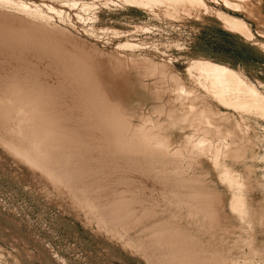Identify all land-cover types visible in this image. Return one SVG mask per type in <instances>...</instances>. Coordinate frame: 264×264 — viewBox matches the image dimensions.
<instances>
[{
	"label": "bare ground",
	"instance_id": "1",
	"mask_svg": "<svg viewBox=\"0 0 264 264\" xmlns=\"http://www.w3.org/2000/svg\"><path fill=\"white\" fill-rule=\"evenodd\" d=\"M92 1L94 6L97 0ZM108 1L137 8L154 20L170 23L167 27L190 24L225 30L264 59V39L258 40L251 23L236 16L246 14L263 33L264 0H222L223 6L236 15L215 9L207 0ZM3 7L19 8L24 15L6 12ZM36 9L40 6L33 7L24 0H0V16L14 24L0 26V56L8 55L13 63V69L0 67V144L29 167L41 170L60 192L81 194L74 195L73 201L84 205L109 233L120 236L132 252H143L146 247L129 238L132 233L138 234L147 220L134 207L143 203L137 201L132 188H115L97 165L83 166L79 150H103L102 158H124L129 164L137 160L147 168L152 165L158 169L159 175L175 172L178 162L206 161L224 188L232 192L231 213L226 212L225 199L219 192L199 190L197 179L182 183L193 189L183 187L186 197L179 203L187 202L192 207L178 206V216L187 214L198 235L209 233L213 240L200 245L198 235L193 240L185 235L171 238L169 229H162L159 253L162 264H231L232 256L239 252L232 246L233 235L241 236L244 226L255 221L264 224V216L257 215L258 208L249 205L247 198L254 187V167L241 168L242 159L249 153L253 161L264 159L259 134L251 137L248 133L253 123L264 128V80L255 72L258 68L264 73V64L260 68L256 64L234 66L206 51L189 48L179 38L162 43L146 41L148 36L137 39V34L150 30L148 23L136 22L135 18L121 24L126 30L115 26L99 29L101 38H127L118 43L116 48L120 50L115 53L100 52L67 34L62 36L64 45L61 41L53 43L56 27L50 22L42 24L43 16ZM20 23L31 25L40 35L16 29ZM136 45L140 50L142 45L153 49L165 63L157 65L144 56L121 53L122 48ZM174 51L179 52L176 59ZM46 64L47 74L53 70L57 79L65 82L70 77L71 81L62 88L53 89L54 84L50 88L39 75V67ZM170 65L178 67L181 75ZM167 127L183 133L178 149ZM171 150L176 152L171 154ZM172 156L175 159L171 163ZM257 183L264 184V166ZM106 193L108 196H104ZM261 228L264 231V226ZM247 234L251 241L254 231L247 230ZM253 240L248 254L264 256V248L255 243L252 246ZM0 252H4L1 246ZM32 258L26 253L17 256L13 264H32ZM58 258L61 264L64 259ZM0 264L9 263L0 259Z\"/></svg>",
	"mask_w": 264,
	"mask_h": 264
},
{
	"label": "rangeland",
	"instance_id": "2",
	"mask_svg": "<svg viewBox=\"0 0 264 264\" xmlns=\"http://www.w3.org/2000/svg\"><path fill=\"white\" fill-rule=\"evenodd\" d=\"M24 1L33 7L35 5L40 6V9H36V11L43 16V19L40 20L42 24L50 22L56 27L57 32L53 36V43L61 41L64 45L62 36L67 34L80 42L93 46L100 52L115 53L120 50L116 48L118 43L120 41L125 42L127 38H120L121 40H113L103 36L101 38L98 35L99 29L115 26L126 30L127 27L121 24L129 23L130 18H135L136 22L145 21L148 23L147 28L150 30V32L148 30L142 32L144 36L142 33L137 34L136 36L139 37H136L137 39L148 36L146 41L159 40L162 43L170 38H179L189 48L206 51L213 57L222 58L223 61H228L234 66L243 67L246 64H256L260 68L264 64L263 58L253 54L233 34L222 29H213L203 25L193 27L190 24L183 27L171 24L167 27L170 23L168 24L166 21H161V23L157 18L154 20L155 18L147 16L148 14L146 15L137 8H123L120 4L108 0H97L94 6L92 0ZM207 1L217 10L223 9L222 11L230 15H236L223 6L222 0ZM215 3L221 4L218 5L220 8ZM45 4L53 6L54 10L48 9ZM3 8L6 12L24 15L19 8H14L15 10L8 7ZM93 14H96V18ZM243 15L244 13L236 16L244 22L247 21L246 23H251L250 25L253 27L258 40H263L264 31L262 33V29L258 28L256 23L250 22L251 19L249 20L246 14L245 17ZM156 23H160L157 28ZM0 26H14V24L0 16ZM16 29L33 32L37 36L40 35L28 24H17ZM257 32H259L260 37ZM65 45L68 46L69 44L66 43ZM135 47L133 49L122 48V52H120L125 55L144 56L157 65L165 63V59L161 60L163 57L153 49H145L144 45L139 46L141 50L138 49V45ZM86 54L87 51L83 50V55ZM178 54V51H174L173 58L176 59ZM0 57L1 68L13 69L11 57L8 55ZM170 66L174 72L181 75L182 71L178 67ZM48 67L49 64L41 65L39 75L50 88L54 84L53 89H59L71 81L70 77L65 82L57 79L53 70L47 74ZM255 72L259 78L264 80V73L259 72L258 68ZM143 105L145 106L144 103ZM219 108L225 111V108L221 106ZM139 110L140 108L136 113L133 111L135 116ZM253 124L251 125L254 127H249L248 133L251 137L255 132L259 134L262 141L260 143L261 148L264 150V128ZM166 132L171 136L170 139L175 142L174 148L178 149L184 140L183 133L168 127ZM245 141L247 140L245 139ZM175 152L176 150L170 151L171 154ZM79 155L83 166L93 167L97 165L101 172L107 173L115 188L120 190L129 187L135 191L134 196L143 205H134V207L145 214L147 220L139 227L138 234L132 233L129 238L144 244L145 250L143 252L130 251V247L121 241L120 236L109 233L105 225L99 224L95 218L88 214L84 205L73 201L74 195L81 197V194L77 191L60 192L59 187L54 185L41 170L29 167L14 152L7 150L0 144V246L4 248V252H0V259L13 264L17 256L23 257L26 253H31L33 256L32 264H59L58 256L64 259V261H60L61 264H162L163 258L159 253L162 240L159 235L160 230L169 229L168 236L171 238H181L182 235H185L189 240H193L199 234L196 227L191 225L192 221L187 218V214L180 217L177 210L180 205H186L185 209L192 207L187 202H179L186 197L183 194L185 189H193V187H186L183 184L187 181L193 182L194 179H197V183L200 184L197 185L199 190L213 194L219 192L225 199L226 212L231 213L232 192L224 188L206 161L197 164L187 161L178 162L179 169L175 172L170 171L159 175L158 169L154 170L152 165L147 168L141 162H136L137 160H133L134 162L129 164V161L127 162L124 158H102L104 156L103 150L94 153L86 147V149L79 150ZM172 157H169L171 163L175 159L174 156ZM242 161L241 168L243 170L248 166H253L255 172L252 184L254 187L247 192L249 205L258 208V216H264V184L257 183V179L263 170L264 159L253 161L249 153ZM161 169L166 170L163 167ZM183 187L186 188L183 190ZM171 189L174 190L172 194ZM168 192L169 194H167ZM104 196H108V193ZM178 203L179 205H177ZM261 225L264 226L260 220L255 221L251 225L244 226L245 230L241 231V234L243 233L241 236L239 234L233 235L232 246H236L239 252L232 256L231 264H263L264 256L262 254L260 256L248 254L249 242H252L253 239L252 246L255 243L254 245H260L262 249L264 248V231H262ZM247 230L249 233L254 231V238L252 237L251 241V235H246ZM197 237L200 245H205L213 240L209 233L200 234ZM43 256L46 258H42Z\"/></svg>",
	"mask_w": 264,
	"mask_h": 264
}]
</instances>
